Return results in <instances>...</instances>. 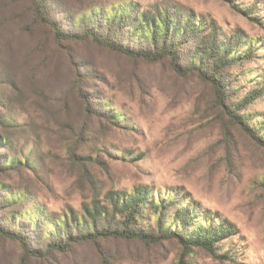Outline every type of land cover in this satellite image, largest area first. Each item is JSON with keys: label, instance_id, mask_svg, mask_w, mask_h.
Wrapping results in <instances>:
<instances>
[{"label": "rangeland", "instance_id": "1", "mask_svg": "<svg viewBox=\"0 0 264 264\" xmlns=\"http://www.w3.org/2000/svg\"><path fill=\"white\" fill-rule=\"evenodd\" d=\"M63 1L75 15L129 2L191 10L241 58L221 71V105L196 71L173 64H187L196 38L175 45V59L130 57L90 39L58 40L33 19L27 0H0V224L42 251L51 236L23 219L13 224L16 213L42 206L88 219L84 205L95 202L110 210L97 226L115 227L123 215L112 214L108 194L146 187L175 200L167 216L191 201L197 221L204 224L208 210L236 232L216 245L228 259L176 239L107 237L25 261L20 243L0 234V264H264V147L253 137L264 139V0ZM56 18L70 29L64 15ZM203 29L197 37L212 30ZM123 35L113 38L129 45ZM155 221L144 210L132 226L156 233Z\"/></svg>", "mask_w": 264, "mask_h": 264}, {"label": "trees", "instance_id": "2", "mask_svg": "<svg viewBox=\"0 0 264 264\" xmlns=\"http://www.w3.org/2000/svg\"><path fill=\"white\" fill-rule=\"evenodd\" d=\"M27 3V10L31 12L33 19L50 27L58 40L76 42L90 39L98 45L130 57H145L151 60L168 56L174 58L177 54L175 45L196 38L197 42L188 56L187 64L184 67L178 66L175 61L173 64L182 73L196 71L199 78L212 85L217 98L221 99L220 104L224 105L226 97L221 71L227 61L241 57L232 47L231 42L218 39L214 28L212 29V24L206 25L204 20L196 17L191 10H183L174 6L140 10L129 2L120 3L117 6L112 5L104 10L89 6L91 11L81 10L78 15H75L68 6H65L63 0H27ZM57 12L64 15L71 23L70 29L63 28L64 21L56 18ZM204 26L212 30L197 37L196 35L204 30ZM123 33L128 36L129 45H123L116 41L115 37L113 38L114 35L123 38ZM237 41L234 45H237ZM248 45L250 44L248 43ZM156 47L159 50H150ZM243 54H246L245 58L251 57L246 51H243ZM204 63H211V65L203 70ZM263 88L264 84L261 90ZM259 94L260 92H256L248 97L252 99L254 98L252 96ZM227 111L238 122H242L239 121L240 117L236 116L233 110L227 108ZM253 137L264 147L262 137L255 134ZM7 163H12V159H9ZM149 194L150 191L146 187H138L129 194L110 192L107 198L112 214L123 215L119 225L115 227L99 228L97 226L98 220L105 219L110 210L106 206L100 207L95 202L92 206L84 205L83 213L88 219L76 215L72 210L69 214L53 215L42 206H35V214L16 213V221L13 220L15 222L13 224H17V220L23 219L30 228H40L41 234L51 236L48 238L50 241L46 243L47 247L42 251L31 248L23 234L5 225L0 224V234L20 243L23 261L31 257L45 256L49 251H65L73 243L91 242L107 237L137 239L148 243L176 239L185 249L200 247L218 258H229L216 253V245L220 240L226 239L236 232L233 223L227 219L218 220L215 214L208 210L205 213L203 211L205 223L197 221L196 217L200 211L194 207L191 201L177 206L174 212L167 216L166 212L169 206L177 204L175 200L167 201V195L159 191H156L153 196ZM13 196L14 202L21 200L19 195ZM8 201L5 199L3 202ZM144 210L151 211L153 219H156L158 232L145 231L140 227L132 226L133 221L142 216Z\"/></svg>", "mask_w": 264, "mask_h": 264}]
</instances>
